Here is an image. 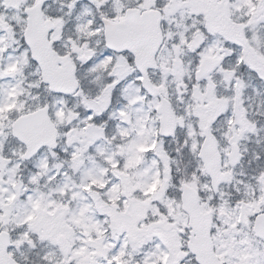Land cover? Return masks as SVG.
Instances as JSON below:
<instances>
[{"label": "snow or ice", "instance_id": "6c2138e0", "mask_svg": "<svg viewBox=\"0 0 264 264\" xmlns=\"http://www.w3.org/2000/svg\"><path fill=\"white\" fill-rule=\"evenodd\" d=\"M0 264H264V0H0Z\"/></svg>", "mask_w": 264, "mask_h": 264}]
</instances>
